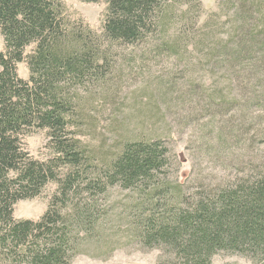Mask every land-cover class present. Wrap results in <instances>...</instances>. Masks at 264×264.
Masks as SVG:
<instances>
[{"label": "trees", "instance_id": "1", "mask_svg": "<svg viewBox=\"0 0 264 264\" xmlns=\"http://www.w3.org/2000/svg\"><path fill=\"white\" fill-rule=\"evenodd\" d=\"M78 1L105 5L99 30L68 14L64 0H0V264H72L88 247H111L109 253L122 240L158 249L155 264H213L219 253L264 264V154L234 164V173L217 180L185 182L164 173L171 150L161 139L129 134L101 161L84 139L93 135L87 129L95 127L97 112L120 105L127 76H143L171 59L188 66L197 54L212 69H225L242 94L249 91L240 101V124H221L224 109L235 104L223 91L190 85L180 92L157 74L150 91L190 110L205 100L196 118L219 126L215 144L204 129L200 147L207 145L216 165L231 168L252 143L258 117L248 123L250 108H264V0H218L221 10L203 22L201 0ZM228 12L234 19L228 18L225 42L216 39L224 31L212 17ZM20 63L28 79L19 75ZM40 131L45 158L24 145ZM50 184L55 188L38 219L14 218L18 201L39 197ZM114 189L128 194L115 228L103 203Z\"/></svg>", "mask_w": 264, "mask_h": 264}, {"label": "rangeland", "instance_id": "2", "mask_svg": "<svg viewBox=\"0 0 264 264\" xmlns=\"http://www.w3.org/2000/svg\"><path fill=\"white\" fill-rule=\"evenodd\" d=\"M203 4V13L200 15V21L211 19L210 13L221 10L218 7V0H201ZM67 6L68 14L76 17H82L92 28L99 30L103 23V15L105 5L103 3L92 4L84 3L78 0H64ZM229 15H213L214 22L220 24L223 29V34H218L216 39L221 37L222 41H227L230 34L232 23L228 18L234 19L232 12ZM264 11L259 14L263 15ZM222 31V30H221ZM4 50L3 38L0 35V51ZM196 55V56H195ZM193 61L185 66L181 61L171 59L164 61L162 68L152 66L150 72H145L143 76L136 74L126 77L123 84V89L118 97V105L112 110L118 113L117 117H113L112 110H100L97 114V121L95 127H91L88 132L93 133L90 136H85L84 139L91 141L94 153L97 155V161H101L103 156L111 153L117 149V143L122 137L129 134H141L150 138H157L163 140L171 150L170 154V168L164 173L176 179L190 181L192 178L199 177L206 181L212 177V180H217L220 177L234 173L235 165H239L242 161H247L249 157L260 156L264 154V142L261 140L264 135V108L253 107L248 112V123H251L258 117L256 125L252 127L248 137L252 142L247 147H243V154L236 160L232 158L231 168L223 169V164L216 165L214 159L205 152L207 145H203V137H205L204 129L212 131L209 136L210 144L214 145L218 122L209 123V118H196L202 115L200 108L208 104L205 100H201L200 106L190 110L176 100L165 99L159 94H153L154 83L151 84L154 76L157 74L167 81L172 80L176 87L181 90L190 89L191 86L199 90L223 91L227 99H234L235 104L230 109H224L227 113L222 117L221 124L230 121L234 124H240L239 119L242 115V105L240 101H247L250 98L248 90L243 94L240 92L237 80L234 81L227 76H224L225 69H212V64L206 63L202 60V55L193 54ZM202 61V62H200ZM207 65V66H206ZM211 67V68H210ZM19 75L28 79V69L24 63L18 66ZM236 72L239 69L235 70ZM166 79V80H165ZM203 87V88H202ZM151 93V94H150ZM238 100V101H237ZM146 101L154 104V107L142 110L141 104ZM154 102V103H153ZM239 102V104H238ZM95 105V104H94ZM98 103H96V106ZM167 106L166 111L163 107ZM95 107V106H94ZM191 114L195 116H191ZM223 116V115H222ZM142 121V122H140ZM135 130V131H134ZM202 132V133H201ZM263 133V134H262ZM84 134V132H83ZM262 135V136H261ZM46 143L44 132H37L33 135L25 137L24 145L26 150L35 157L45 158L46 150L44 145ZM247 149V150H246ZM242 150V148H241ZM240 150V151H241ZM238 152V156L240 155ZM204 152L205 154H203ZM229 156H224L221 161L228 163ZM52 184L48 185L42 195L39 197L18 201L14 207L15 219H38L46 210L47 199L54 190ZM128 194L119 189L111 191L110 198L103 202L104 207L108 208L110 212L109 227L115 228L113 223L123 221L121 212L124 211ZM127 240H122V244L116 245L112 252L109 248H101L97 246L88 247L89 254L78 255L72 264H155L159 257L160 251L158 249H145L139 244L127 243ZM92 253V255L90 254ZM101 253V254H98ZM213 264H252V262L239 255H230L226 253H219L212 259Z\"/></svg>", "mask_w": 264, "mask_h": 264}]
</instances>
